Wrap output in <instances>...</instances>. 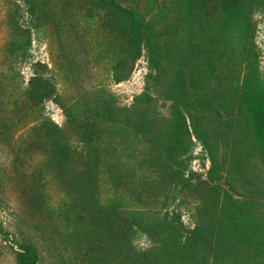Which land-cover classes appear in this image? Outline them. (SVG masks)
<instances>
[{"label":"trees","instance_id":"obj_1","mask_svg":"<svg viewBox=\"0 0 264 264\" xmlns=\"http://www.w3.org/2000/svg\"><path fill=\"white\" fill-rule=\"evenodd\" d=\"M86 1H48L56 43H62L74 23L97 19L104 34L119 45L114 60L122 73L119 82L146 45L156 73L154 88L173 101V116L159 126L152 114L139 113L137 105L102 122L72 116L68 177L86 206L81 217L95 214L101 222L114 264H146L128 252L147 231L162 243L160 252L147 254V264H264V175L255 172L254 163L258 160L264 168V77L251 21L258 0H169L175 17L167 36L157 35L146 21L166 0ZM194 33L208 42L206 49L192 50ZM74 38L81 37L77 33ZM173 124L179 126L177 133ZM127 130L137 137L142 130L145 142L139 138V143L145 151L135 163L152 178L148 192L137 188L143 175L132 170L129 153H117L115 144L125 141ZM191 133L202 146L203 161H211L205 176L190 170L196 145ZM105 190L113 196L106 197ZM170 199L196 207L193 228H185L180 215L151 228L136 208L161 210ZM38 262L37 249L25 245L17 264Z\"/></svg>","mask_w":264,"mask_h":264},{"label":"rangeland","instance_id":"obj_2","mask_svg":"<svg viewBox=\"0 0 264 264\" xmlns=\"http://www.w3.org/2000/svg\"><path fill=\"white\" fill-rule=\"evenodd\" d=\"M48 1L0 0V264H17L25 245L37 249L38 264H114L113 247L103 235V225L95 214L81 217L86 206L70 184V120L75 116L85 122L107 121L116 118L115 111L132 112L137 105L139 113L152 114L164 126L172 119L173 101L154 88L156 73L150 67L146 45L132 69L129 66L125 71H130L126 79L116 80L122 74L114 62L120 48L104 34L97 19L74 25L67 20L71 32H64L66 38L56 43L55 16ZM68 10L74 12L72 7ZM174 17L166 0L146 21L157 35L167 36L166 28L172 26ZM251 21L264 77V0H258ZM77 33L81 38H74ZM190 40L194 52L208 45L198 33L191 34ZM207 56L201 57V64ZM201 67L207 78L209 68ZM144 94L146 98H141ZM186 124L191 130L188 115ZM173 130L177 133L179 126L173 124ZM142 134L141 130L137 137L127 130L122 135L125 141L115 146L117 153H129L132 170L143 175L142 187L137 184V188L148 192L152 178L135 163L143 158ZM191 134L196 145L190 170L205 176L211 161H203L202 146ZM254 163L255 172L264 175L262 164ZM105 191L106 197L113 196ZM136 208L151 228L177 215L185 228H193L196 222V207L179 206V199H170L161 210ZM157 238L142 232L128 255L147 264V254L162 249Z\"/></svg>","mask_w":264,"mask_h":264}]
</instances>
